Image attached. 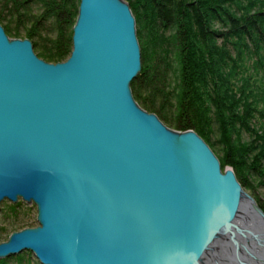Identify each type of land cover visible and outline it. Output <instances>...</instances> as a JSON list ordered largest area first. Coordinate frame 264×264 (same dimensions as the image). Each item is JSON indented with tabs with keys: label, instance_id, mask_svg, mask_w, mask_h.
<instances>
[{
	"label": "water",
	"instance_id": "95a60500",
	"mask_svg": "<svg viewBox=\"0 0 264 264\" xmlns=\"http://www.w3.org/2000/svg\"><path fill=\"white\" fill-rule=\"evenodd\" d=\"M77 10L56 63L0 24V202L34 203L38 223L1 241L0 259L220 264L241 238L264 245V211L234 171L133 96L142 62L128 3Z\"/></svg>",
	"mask_w": 264,
	"mask_h": 264
},
{
	"label": "trees",
	"instance_id": "16d2710c",
	"mask_svg": "<svg viewBox=\"0 0 264 264\" xmlns=\"http://www.w3.org/2000/svg\"><path fill=\"white\" fill-rule=\"evenodd\" d=\"M79 1L0 0V24L9 37L23 31L44 60L65 61ZM128 2L165 52L130 84L139 105L168 127L214 139L222 169L264 175V0Z\"/></svg>",
	"mask_w": 264,
	"mask_h": 264
},
{
	"label": "rangeland",
	"instance_id": "374dc122",
	"mask_svg": "<svg viewBox=\"0 0 264 264\" xmlns=\"http://www.w3.org/2000/svg\"><path fill=\"white\" fill-rule=\"evenodd\" d=\"M125 1L129 5L128 0H125ZM132 13H133L134 19H136L135 28L137 29V39L139 40L140 51L141 52L143 51L141 62H142V65L144 66L145 64L148 63L149 59H152V58L155 59L157 58V56H164L165 52L163 53V50H162L163 46L159 48L161 44L160 45L156 44L154 46L151 44L152 38H151V35L149 34V28L145 29L147 26V23H142L141 25V23L138 21L136 13L133 12V10H132ZM43 34L47 35L48 37L53 36L52 33L50 32L46 33V30H44ZM20 35L21 36L19 38H22L23 31H20ZM34 51L37 54L38 47L34 46ZM205 142L211 148L215 156L219 159L220 166H221L223 158L218 151L219 150L218 147L216 146V144H214V139L205 140ZM226 169H231L234 171V169L229 164H225L222 170L224 171ZM234 173H235L236 179H238V181L240 182L242 189H244V191H246L248 194L250 193L254 197V199L257 201L259 207H261L262 210L264 211V175L262 174L260 175V177H256L249 171L248 173L244 171L243 176H245L246 179H241L243 177L242 175L240 176L235 171ZM36 213H37V210L35 208V204L32 202L27 203L21 200L20 198L18 199V202L16 203H13L12 201L8 199L7 200L4 199L3 201H1L0 202V242L7 240L9 237V234L12 231H18L17 228L20 225H26L25 227L37 225L38 223L36 221ZM19 254H23L24 258H22L21 260H18L17 259L18 254H16V255H11L10 257L2 258V259H5V264H39L38 260L30 252L22 251Z\"/></svg>",
	"mask_w": 264,
	"mask_h": 264
},
{
	"label": "flooded vegetation",
	"instance_id": "af4514ba",
	"mask_svg": "<svg viewBox=\"0 0 264 264\" xmlns=\"http://www.w3.org/2000/svg\"><path fill=\"white\" fill-rule=\"evenodd\" d=\"M240 245L242 246L238 250L242 251L241 258L236 256V254L230 258L224 255L223 260L219 261L220 264H264V245L258 244L255 240H246L245 238H241ZM249 248H254V250L250 251ZM234 249L236 250L237 247L234 246ZM251 253H254V255Z\"/></svg>",
	"mask_w": 264,
	"mask_h": 264
},
{
	"label": "bare ground",
	"instance_id": "6f19581e",
	"mask_svg": "<svg viewBox=\"0 0 264 264\" xmlns=\"http://www.w3.org/2000/svg\"><path fill=\"white\" fill-rule=\"evenodd\" d=\"M249 249H250V248H249ZM249 249H248V250H249ZM243 250H244V248H243ZM251 250H254V248H253V249L251 248L250 251H251ZM241 252H242V251H241L240 249L237 251V254H238L237 256H238L239 258H241ZM245 252H246V251H245ZM251 254L254 255V253H251Z\"/></svg>",
	"mask_w": 264,
	"mask_h": 264
}]
</instances>
